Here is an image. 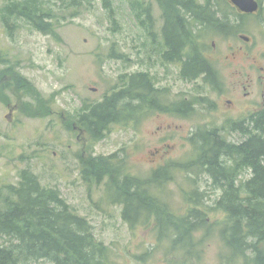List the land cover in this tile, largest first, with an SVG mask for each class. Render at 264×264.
Segmentation results:
<instances>
[{"label": "rangeland", "instance_id": "obj_1", "mask_svg": "<svg viewBox=\"0 0 264 264\" xmlns=\"http://www.w3.org/2000/svg\"><path fill=\"white\" fill-rule=\"evenodd\" d=\"M25 1L0 0V192L5 196L29 171L88 220L95 238L111 249L113 264H177L181 255L175 256L170 240L158 244L153 223L132 228L123 207L107 198L108 180L87 183L83 172L85 163L99 168L101 158L115 156L124 173L146 180L169 165L195 162L192 170L176 167L157 195L179 216L201 205L209 224H219L191 264H221L219 230L226 216L216 204L222 190L196 163L191 138L217 131L224 142L238 145L246 140L238 126L245 129L252 114L264 110V0H257L255 14L241 13L230 0H196L224 23L218 32L191 18L197 48L218 73L216 86L204 76L185 79L182 62L165 60V12L158 0H110L112 13L104 0H81L74 18L70 0H41L56 18L49 32L19 13L5 20L13 5ZM114 95H121L122 106L130 103L123 107L127 120L108 124L97 141L81 118ZM188 104L189 116L176 112ZM239 177L248 181L251 171Z\"/></svg>", "mask_w": 264, "mask_h": 264}, {"label": "trees", "instance_id": "obj_2", "mask_svg": "<svg viewBox=\"0 0 264 264\" xmlns=\"http://www.w3.org/2000/svg\"><path fill=\"white\" fill-rule=\"evenodd\" d=\"M104 1L106 7L111 8L112 2ZM158 1L165 12V60L182 62L185 79L204 76L207 83L216 86L218 73L197 48L200 43L192 33V11L193 20L196 17L218 32L224 30L223 21L196 0ZM70 2L68 8L76 9L71 15L74 18L85 3L81 0ZM110 12H113L112 8ZM16 13L44 32L50 31L56 19L45 11L41 0H26L13 5L5 20L9 21ZM135 85L132 83V88ZM146 86L149 89V85ZM120 96L107 97L82 116L83 128H91L97 133V141L103 138L104 131L109 130L108 124L118 123L122 118L127 120L123 107L130 103L122 106ZM154 102L149 104L157 108ZM192 110L188 104L178 107L176 112L189 116ZM248 121L245 129L238 126V130L246 135L240 146L224 142L217 131L202 132L191 138L198 153L196 163L210 176L214 186L222 190L216 204L217 210L226 216L225 225L219 230L223 243L221 264L242 261L244 264H264V110L252 114ZM223 156L228 162L231 160L230 166L228 162L220 161ZM115 158H101L103 165L99 168L94 161L85 163V181L100 183L107 179L106 196L112 204L123 207L124 221L132 228L148 227L153 223L158 244L170 240L175 256L181 255L177 264H191L193 258L200 260L197 247L219 224H209L205 217L207 212L201 205H190L184 216L175 214L156 191L172 180L174 169L180 165H169L141 180L124 173L125 167L116 165ZM194 164L189 162L180 167L192 170ZM245 171H251V178L243 182L239 176ZM20 179L17 186L5 189V196L0 192L3 205L0 208V238H5L4 243L0 242V264L42 261L51 264H113L111 249L95 238L88 220L75 214L57 189L43 187L29 171H24ZM191 200L193 202V196ZM201 230H205L204 237L197 241L196 235Z\"/></svg>", "mask_w": 264, "mask_h": 264}, {"label": "water", "instance_id": "obj_3", "mask_svg": "<svg viewBox=\"0 0 264 264\" xmlns=\"http://www.w3.org/2000/svg\"><path fill=\"white\" fill-rule=\"evenodd\" d=\"M230 2L243 14H255L260 10L257 0H230ZM243 39L249 41V38L243 37Z\"/></svg>", "mask_w": 264, "mask_h": 264}, {"label": "flooded vegetation", "instance_id": "obj_4", "mask_svg": "<svg viewBox=\"0 0 264 264\" xmlns=\"http://www.w3.org/2000/svg\"><path fill=\"white\" fill-rule=\"evenodd\" d=\"M192 22H193V11H192ZM174 62L181 63V62H178V61H174ZM228 103L232 104V101H229ZM75 131L78 132V133H81V132H80V129H77L76 127H75ZM242 134H244V133H242ZM79 138H80V139H79ZM78 139L81 140V137L78 136ZM244 142H245V141H244ZM244 142L239 143L238 146L243 145ZM243 182H246V180L244 179Z\"/></svg>", "mask_w": 264, "mask_h": 264}]
</instances>
